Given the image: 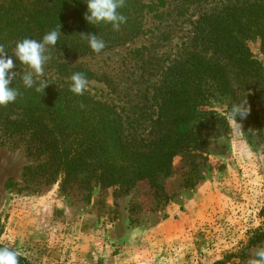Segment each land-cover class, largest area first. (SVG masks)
Listing matches in <instances>:
<instances>
[{
    "label": "rangeland",
    "instance_id": "obj_1",
    "mask_svg": "<svg viewBox=\"0 0 264 264\" xmlns=\"http://www.w3.org/2000/svg\"><path fill=\"white\" fill-rule=\"evenodd\" d=\"M163 1L164 16L149 15L147 32L135 41L65 59L100 78L89 81L92 93L111 90L119 104L134 106L137 121L138 104L147 103L162 72L196 49L193 23L204 11L264 3ZM246 37L264 66L260 38ZM240 87L243 121L232 116L228 97L213 99L209 109L228 119L229 130L210 137L205 155L177 158L173 174L161 181L163 192L142 181L128 195L95 185L87 198L80 185L49 182L46 157L29 158L25 144L0 128V242L32 264H247L264 247L263 241L239 258L264 229V86ZM142 125L148 132V123Z\"/></svg>",
    "mask_w": 264,
    "mask_h": 264
},
{
    "label": "trees",
    "instance_id": "obj_2",
    "mask_svg": "<svg viewBox=\"0 0 264 264\" xmlns=\"http://www.w3.org/2000/svg\"><path fill=\"white\" fill-rule=\"evenodd\" d=\"M162 7L163 0H125L120 11L126 23L113 31L111 25L87 23L86 0H0V44L9 55L18 41L40 40L61 26L57 45L49 49L51 60L37 80V85L40 81L50 85L43 93L35 87L25 89L14 60V71L20 74L10 87L15 86L19 95L14 103L0 106V128L25 144L29 158L46 157L43 167L49 182L61 179L63 187L80 185L87 198L95 185L128 195L142 181L163 192L161 181L173 174L177 158L205 155L210 137L217 140L229 130L228 119L209 109L211 101L228 97L234 117L233 108L241 103L240 85L264 86V66L253 57L246 39L248 32L255 33L264 56V3L257 1L204 11L198 17L193 23L196 49L193 45L185 57L172 62L147 103L138 104L139 117L145 121L135 120L134 106L119 104L111 90L101 95L88 90L81 96L69 90L74 72L89 81L100 78L66 58L95 57L126 46L147 32L149 15L164 16ZM89 33L105 41L101 53H93L81 36ZM234 119L243 121L239 115ZM143 123H148V132ZM263 241L264 229L249 239L239 258ZM18 255L20 264H32Z\"/></svg>",
    "mask_w": 264,
    "mask_h": 264
},
{
    "label": "clouds",
    "instance_id": "obj_3",
    "mask_svg": "<svg viewBox=\"0 0 264 264\" xmlns=\"http://www.w3.org/2000/svg\"><path fill=\"white\" fill-rule=\"evenodd\" d=\"M87 11L84 19L90 25H111L113 31H119L122 24L126 23L127 18L121 13L125 0H86ZM62 35L61 26L47 32L42 39L36 40L24 38L16 43L12 55H9L4 46L0 44V106H7L14 103L19 95L18 89L10 87V84L16 80L18 74L14 71L16 64L19 63L22 76L21 81L25 89L35 87L36 92H42L48 87L47 81L37 80L44 75V66L51 60L48 54L49 49L54 48ZM87 42L93 53H101L105 47V41L98 34L81 35ZM69 90L77 96L83 95L88 91L89 80L81 72H74L70 78ZM247 110L238 105L233 108L234 118L244 116ZM0 264H20L18 253L7 247L0 246ZM247 264H264V247L258 248L254 256L250 258Z\"/></svg>",
    "mask_w": 264,
    "mask_h": 264
}]
</instances>
